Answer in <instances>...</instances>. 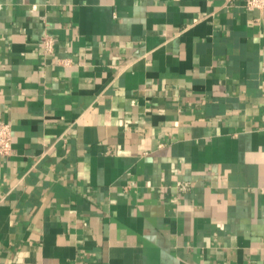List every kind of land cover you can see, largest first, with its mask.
I'll return each mask as SVG.
<instances>
[{
  "label": "crops",
  "instance_id": "0c3cea01",
  "mask_svg": "<svg viewBox=\"0 0 264 264\" xmlns=\"http://www.w3.org/2000/svg\"><path fill=\"white\" fill-rule=\"evenodd\" d=\"M0 121V264H264L244 0H0Z\"/></svg>",
  "mask_w": 264,
  "mask_h": 264
},
{
  "label": "built area",
  "instance_id": "2783aa9c",
  "mask_svg": "<svg viewBox=\"0 0 264 264\" xmlns=\"http://www.w3.org/2000/svg\"><path fill=\"white\" fill-rule=\"evenodd\" d=\"M244 6L248 9H258L264 19V0H244ZM44 46L47 50L53 47V39L45 37ZM13 130L8 122L0 121V155L5 156L12 151Z\"/></svg>",
  "mask_w": 264,
  "mask_h": 264
}]
</instances>
